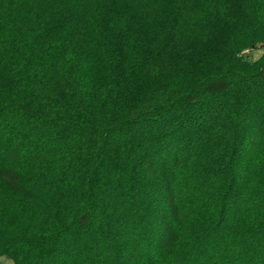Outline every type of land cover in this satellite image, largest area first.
<instances>
[{
	"label": "clouds",
	"instance_id": "9594fccd",
	"mask_svg": "<svg viewBox=\"0 0 264 264\" xmlns=\"http://www.w3.org/2000/svg\"><path fill=\"white\" fill-rule=\"evenodd\" d=\"M0 173V264H264V0H0Z\"/></svg>",
	"mask_w": 264,
	"mask_h": 264
},
{
	"label": "trees",
	"instance_id": "16d2710c",
	"mask_svg": "<svg viewBox=\"0 0 264 264\" xmlns=\"http://www.w3.org/2000/svg\"><path fill=\"white\" fill-rule=\"evenodd\" d=\"M261 58H262V57H261ZM257 60H259V59H257ZM253 75H258V73H253ZM0 175H3V174L0 173ZM8 175L11 176V175H14V173H11V172H10Z\"/></svg>",
	"mask_w": 264,
	"mask_h": 264
},
{
	"label": "rangeland",
	"instance_id": "374dc122",
	"mask_svg": "<svg viewBox=\"0 0 264 264\" xmlns=\"http://www.w3.org/2000/svg\"><path fill=\"white\" fill-rule=\"evenodd\" d=\"M260 58H261L260 54H257V59H260Z\"/></svg>",
	"mask_w": 264,
	"mask_h": 264
}]
</instances>
